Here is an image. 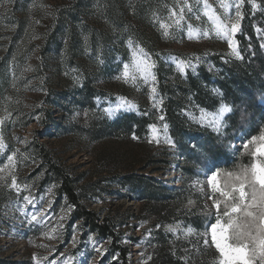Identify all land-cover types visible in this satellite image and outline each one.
<instances>
[{
  "label": "rangeland",
  "instance_id": "374dc122",
  "mask_svg": "<svg viewBox=\"0 0 264 264\" xmlns=\"http://www.w3.org/2000/svg\"><path fill=\"white\" fill-rule=\"evenodd\" d=\"M165 2L0 0V264H220L211 225L217 219V201L223 218L225 198L213 189L210 178L215 173L217 188L229 186L256 160H264L252 155L256 144L248 143L264 134V128L249 140L244 131L231 139L236 134L227 130L231 106L207 109L192 104L183 114L186 126L197 132L183 134L185 151L166 117L161 83H170L168 74H197L200 65L215 73L219 68L212 59H240L236 36L246 4L252 16L264 15V0H223L227 11L221 0H207L222 22L234 19L239 6L240 29L233 37L239 56L216 34L202 0ZM181 8L183 19L177 25L171 13L179 16ZM162 23L169 25L167 36ZM140 49L154 62V81H145L134 69ZM181 63L186 65L183 70ZM125 65L128 78L123 75ZM86 83L93 90L89 97L80 92ZM224 107L229 111L221 116ZM99 110L112 121L128 114H149L153 121L141 136L95 138L92 125ZM243 117L248 128L251 116ZM202 133L219 138L216 142L230 138L219 142L226 156L239 153L245 161L218 168L216 155L206 154ZM41 152L70 175H79L84 205L100 220L113 221L116 244L112 236L92 231L59 192L60 182L47 174ZM219 159L224 162L226 157ZM130 174L166 187L164 201L172 200L175 211L165 215L162 206L163 213L156 214L154 195L160 186L146 183L144 199L141 189L121 183ZM13 178L19 190L12 186ZM33 214H38L37 221L31 219ZM234 218L243 220L242 214ZM229 236L234 243L231 230ZM123 249L128 251L126 261Z\"/></svg>",
  "mask_w": 264,
  "mask_h": 264
},
{
  "label": "trees",
  "instance_id": "16d2710c",
  "mask_svg": "<svg viewBox=\"0 0 264 264\" xmlns=\"http://www.w3.org/2000/svg\"><path fill=\"white\" fill-rule=\"evenodd\" d=\"M163 3L166 0H160ZM166 3V2H165ZM245 15L242 19V28L236 38L239 43L241 52L240 59H229L221 62L219 59H212V63L218 66L219 70L215 73L209 71L204 66H199L198 73H188L186 76L180 73L168 74L170 83H161L165 99L163 101L166 117L170 121L173 135L181 147L188 151V144L184 143L183 134L187 131L190 136L196 135L197 130L194 126H186L185 115L183 109L189 108L194 105H199L207 109L219 108L222 104H228L232 107V112L228 116V132H236L232 135L231 139H236V135L240 132H245L246 140L252 136L257 135L264 128V15L256 14L252 16L250 9L246 4ZM152 51V43H148L146 47ZM215 74V75H214ZM162 76H164L161 73ZM81 94L89 97L93 94V90L86 83L85 87L80 90ZM99 116L96 117V123L92 126V136L100 138L106 135L121 136L130 138L132 134L141 136L146 133L147 126L152 123V116L147 115H124L120 119L110 120L105 117L102 111H98ZM243 114L251 116L250 123L252 124L247 128L246 124L248 119L243 117ZM248 118V117H247ZM201 134V133H200ZM204 136L210 138H204ZM205 142V151L207 153H214V161L217 162L218 168H229L238 163L239 160L245 161L243 156L234 154L233 156H226L227 150L223 149L226 141L230 138L218 141L219 138L213 136L201 135ZM198 139V138H197ZM217 150L214 147V143ZM215 148V147H214ZM220 151L221 154L219 153ZM47 165V174L52 175L60 182L59 192L63 193L76 211L85 219L89 224L92 231H97L105 236H112L114 244L117 243L118 238L114 232V223L108 217L100 220L99 215L94 210H89L87 205H84L82 197L84 196V187H79V175H70L67 169L54 164L46 152L40 153ZM225 155L226 159L223 162L220 156ZM250 160V157L247 156ZM121 183L124 186H132L135 189H141V195L145 199L146 183L158 184L151 178L145 175H126L122 178ZM159 193L155 196L154 212L161 215L160 208H165V215L168 216L175 211L176 205H173L172 200L164 201V194L167 193L166 187H159ZM150 197V196H148ZM128 251L121 250V256L124 261L127 260ZM162 264H167L163 261Z\"/></svg>",
  "mask_w": 264,
  "mask_h": 264
},
{
  "label": "snow or ice",
  "instance_id": "6c2138e0",
  "mask_svg": "<svg viewBox=\"0 0 264 264\" xmlns=\"http://www.w3.org/2000/svg\"><path fill=\"white\" fill-rule=\"evenodd\" d=\"M206 9L205 14L208 15L211 12L209 18L215 25L216 34L228 40L233 53L239 56L237 50L236 41L233 39L234 35L240 29L241 14L239 12V6L237 5V11L235 18H227V22H222L219 16L215 15L214 9L207 4V0H202ZM255 6V5H254ZM188 11L191 12V6L186 5ZM221 7L227 11L229 5L223 3L221 0ZM184 8L180 9V14L177 16L173 10L171 15L176 17L175 23L180 24L183 19ZM169 25L162 23L161 28L164 29V35L167 36ZM191 29V26H189ZM206 35V34H205ZM191 38V34H190ZM132 42L129 41V46ZM140 56L137 57L134 63V69L139 72L145 81L151 79L155 80V76L152 72L154 68V62L150 61V58L143 49H140ZM135 55V53H134ZM181 70L186 65L181 63ZM124 77H129L128 65L124 66ZM135 77H133L134 79ZM155 92V88L152 90ZM120 107V106H118ZM229 111L227 107L221 109V116L223 112ZM162 119V117H161ZM3 121L0 120V123ZM220 117L215 119V126L219 129ZM167 125H165V129ZM152 130L155 133V126H152ZM168 143H172L171 140H167ZM248 143H255L256 147L252 155L254 157L264 158V134L259 137L253 138ZM3 141L0 138V148H2ZM247 146V145H246ZM11 161V157L9 158ZM3 171V169H0ZM235 181L238 183L231 184L229 186H221L217 188L216 174L213 173L210 178V183L214 190L219 191L220 195L225 198V210L223 212V219L219 214L220 202L217 201L215 207L217 208V219L214 224L211 225L212 241L220 253V264H264V160H256L249 169H245L240 175L236 176ZM12 186L19 190V186L16 184L15 178L12 179ZM227 187V190H225ZM28 200L27 197L24 198ZM31 203V201H28ZM234 214H242V222H238L234 218ZM37 215L33 214L31 219L37 221ZM229 230L232 233V239L234 243L230 242ZM169 231H175V228H169ZM190 231V230H189ZM207 243V241H205ZM99 251V248L96 249Z\"/></svg>",
  "mask_w": 264,
  "mask_h": 264
}]
</instances>
